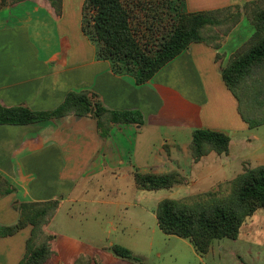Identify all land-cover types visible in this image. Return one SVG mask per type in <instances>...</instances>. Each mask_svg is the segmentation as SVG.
Returning <instances> with one entry per match:
<instances>
[{
    "label": "crops",
    "instance_id": "0c3cea01",
    "mask_svg": "<svg viewBox=\"0 0 264 264\" xmlns=\"http://www.w3.org/2000/svg\"><path fill=\"white\" fill-rule=\"evenodd\" d=\"M255 1L261 0H185L191 13L229 9L241 17L219 47L194 43L142 85L132 76L115 74L109 61L96 58L94 45L82 31L85 0H62L60 14L50 0L0 5L1 105L49 111L70 92L87 91L110 111H137L144 118L143 125L112 124L106 137L93 116L0 125V176L13 190L0 197V226L18 222L15 204L59 201L54 219L45 227L46 234L54 236L48 262L76 264L81 256L101 259L76 239L51 231L61 212V220L75 225L73 215L63 211L67 206L116 204L87 198L94 180L122 194L118 206L137 210L153 192L138 186L136 174L179 173L184 183L170 192L193 197L227 185L245 168L264 166V152L252 150L259 138L240 115L239 103L222 77V69L255 34L245 13V6ZM201 129L228 134V153L213 151L195 162L193 135ZM30 235L28 227L0 237V264H19Z\"/></svg>",
    "mask_w": 264,
    "mask_h": 264
},
{
    "label": "trees",
    "instance_id": "16d2710c",
    "mask_svg": "<svg viewBox=\"0 0 264 264\" xmlns=\"http://www.w3.org/2000/svg\"><path fill=\"white\" fill-rule=\"evenodd\" d=\"M161 1L164 6L162 14L168 16V21L156 11L151 23L143 19V26L136 13L139 5H133V2L85 0L83 6L82 31L94 45L96 58L109 61L115 74L132 76L139 85L152 80L194 43L219 47L218 42L228 35L241 17L240 12L234 13L229 9L191 13L187 11L185 0ZM50 3L60 14L62 0H50ZM141 9L147 15L143 17L148 18L150 11L144 10L143 6ZM245 13L255 27V34L222 69V77L239 103L242 118L251 128H256L264 125V0L248 3ZM241 102L248 107L245 111L241 108ZM70 115L93 116L104 137L110 133L112 124H144L140 112L110 111L96 95L87 91L70 92L61 105L49 111L0 104V125L27 126ZM229 146L228 134L197 130L193 135V158L198 162L213 151L225 154ZM135 180L141 189L149 192L169 190L184 183V178L174 172L163 175L136 174ZM12 192L9 183L0 176V197ZM59 203L15 204L14 208L19 213L18 222L12 226H0L2 238L14 236L31 227L25 255L19 264H46L52 257L51 241L54 236L46 234L45 227L54 219ZM260 209H264V166L245 168L227 185L193 196L192 202L163 199L157 206L156 217L164 234L189 240L199 254L206 255L216 240H237L247 220ZM112 252L122 259L145 264L143 259L134 256L130 249L123 246L113 245ZM76 264L97 263L88 256H81Z\"/></svg>",
    "mask_w": 264,
    "mask_h": 264
},
{
    "label": "rangeland",
    "instance_id": "374dc122",
    "mask_svg": "<svg viewBox=\"0 0 264 264\" xmlns=\"http://www.w3.org/2000/svg\"><path fill=\"white\" fill-rule=\"evenodd\" d=\"M125 1L139 5L136 7V13L142 26L143 19L151 23V17L155 16L156 11L161 13L160 16L166 22L168 21V16L165 17V14H162L164 6L161 0ZM18 2L20 0H0V5H13ZM140 6L150 11L148 18L143 17L147 15ZM170 16H173L172 11ZM146 33L149 36L148 32ZM240 105L244 111L248 108L244 102ZM254 133L259 139L253 141L252 150L262 153L264 152V125L254 128ZM101 185L94 180L89 187L87 198L113 200L116 202L115 205L107 207L97 203H79L73 207L67 206L63 211L73 215L75 225H69L61 220L63 215L61 212L51 227L54 234L61 237L70 236L90 253L99 256L103 261L98 257L93 258L97 264H107L111 260L112 264H137L117 257L112 252L113 245L130 249L134 256L143 259L145 264H264V210H260L257 215L247 220V226L242 229L237 240L228 238L216 240L212 246L213 250L208 255H201L188 240L164 234L158 226L156 217L159 201L172 198L192 202V197L164 189L149 194L144 199L142 207H138L137 210L125 209L117 205L123 200L122 194L111 193Z\"/></svg>",
    "mask_w": 264,
    "mask_h": 264
}]
</instances>
